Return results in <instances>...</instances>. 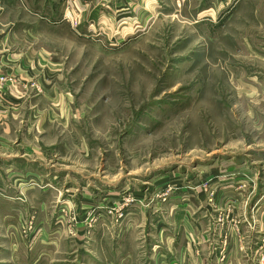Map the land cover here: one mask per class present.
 Here are the masks:
<instances>
[{
	"label": "rangeland",
	"instance_id": "rangeland-1",
	"mask_svg": "<svg viewBox=\"0 0 264 264\" xmlns=\"http://www.w3.org/2000/svg\"><path fill=\"white\" fill-rule=\"evenodd\" d=\"M56 1L47 17L48 0H0V90L60 60L87 136L58 151L82 174L54 207L65 220L25 240L37 249L18 264H264L251 208L264 201V0L221 16L164 0L165 13L119 20L107 7L128 0Z\"/></svg>",
	"mask_w": 264,
	"mask_h": 264
},
{
	"label": "crops",
	"instance_id": "crops-1",
	"mask_svg": "<svg viewBox=\"0 0 264 264\" xmlns=\"http://www.w3.org/2000/svg\"><path fill=\"white\" fill-rule=\"evenodd\" d=\"M211 1L214 3V0H206L207 4L197 13L212 12L220 14L219 16L223 13H231V1L223 0L216 8H210ZM54 2L57 1L48 0L47 17L57 15L53 13ZM118 2L115 3V7L114 3L107 7L108 15L115 20L131 19L129 17H133V13H165L166 10L164 0H128L129 5ZM98 7L100 8L99 5ZM99 10L94 11L93 17L98 16L95 13H99ZM38 30L39 26L32 27L31 32L35 33ZM3 60L4 65L15 64L8 57L6 59L4 57ZM14 60L17 65L18 57ZM63 66L64 63L60 60L46 58L33 66L36 67V72L33 70L32 74L24 76L15 73L14 78L24 85L8 83L0 90L1 101L5 103L0 106V128L3 130L0 145L7 148L4 154L0 155V264H14V262L18 264L24 261L29 253H33L37 248L29 251L25 246V240L39 242L44 239L46 228L52 224H61L65 217L56 218V214L59 213L54 209L59 196L63 195V192H72V187H77L75 191L82 187L70 178H75L71 176L72 173L81 177V172H68L64 169L65 165L61 163L70 156L58 152L67 146L70 135L78 141L79 147L86 145L87 142V136L82 132L81 126L78 125L79 128H76L72 123L73 96L68 93L64 85L66 77ZM30 82L31 85L28 84ZM53 118L57 121L54 122ZM65 131L66 135H64ZM19 138H22L20 147L13 148ZM48 147L53 153H49ZM54 148L59 154H55ZM78 155L82 157L81 154ZM45 179L49 182L44 184ZM58 180L60 181L57 182ZM251 208L254 213L257 212V227L259 223L262 224L258 229L260 233L264 227L263 198L252 203ZM32 225V232H37L39 238H34L37 236L34 233L32 238L24 236ZM230 235L235 241V237L239 235L237 228L231 229ZM260 252L263 253L262 250ZM39 256L44 255L41 253Z\"/></svg>",
	"mask_w": 264,
	"mask_h": 264
},
{
	"label": "built area",
	"instance_id": "built-area-1",
	"mask_svg": "<svg viewBox=\"0 0 264 264\" xmlns=\"http://www.w3.org/2000/svg\"><path fill=\"white\" fill-rule=\"evenodd\" d=\"M31 230H32V229L29 228L27 232H31ZM27 232H25V235H27Z\"/></svg>",
	"mask_w": 264,
	"mask_h": 264
}]
</instances>
